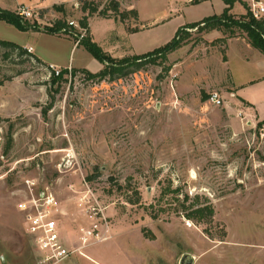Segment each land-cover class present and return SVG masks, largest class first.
<instances>
[{"label": "rangeland", "instance_id": "1", "mask_svg": "<svg viewBox=\"0 0 264 264\" xmlns=\"http://www.w3.org/2000/svg\"><path fill=\"white\" fill-rule=\"evenodd\" d=\"M59 1L40 8L32 6L40 0H21L31 13L22 17L40 28L72 21L69 35L0 19V39L31 45L47 64L16 51L4 57L0 46V264H43L17 208L29 183L35 197L52 195L42 209L58 219L70 251L81 244L80 227L93 218L109 224L106 240L82 241L59 264H180L184 253L197 256L192 264H244V256L264 254V83L232 86L262 75L255 57L263 53L247 49L237 26L221 27L216 39L189 28L187 42L165 59L123 77L89 78L84 71L102 64L76 44L83 17L88 38L121 58L166 44L216 2L117 0L120 11L137 10L134 17L99 14L107 0H86L98 6L89 15L83 0ZM234 4V18L248 11L247 0ZM49 63L68 72L53 79ZM211 92L220 105L208 100ZM244 95L263 118L247 116ZM203 205L214 210L210 223L186 218ZM204 228L225 236L211 239Z\"/></svg>", "mask_w": 264, "mask_h": 264}, {"label": "trees", "instance_id": "2", "mask_svg": "<svg viewBox=\"0 0 264 264\" xmlns=\"http://www.w3.org/2000/svg\"><path fill=\"white\" fill-rule=\"evenodd\" d=\"M108 4L104 5L102 9L98 11L99 14L106 16L109 10L114 13H119L120 15L132 14L134 17H137V10H119V5L117 0H107ZM226 4V7L223 11L218 15H211L202 18L199 22H190L183 25L181 28L176 30L174 37L168 41L166 44L157 47L145 54H134L130 56H124L121 58H114L109 53L103 51V49L94 41L88 38L85 35L83 38L79 40L78 44L83 45L101 64L102 67L97 72L84 71L89 78H105V77H123L128 75L131 71H135L141 69L143 66L147 64L156 63L158 59H165L166 55L177 48L181 47L183 44L187 42L188 38V30L189 28H197L200 31L205 33L211 30H220L221 27L225 29L232 30L233 26H237L238 28L244 30L246 33L250 44L259 49L264 54V16L259 18H254L249 11L246 12L239 18H234L230 14V10L232 9L236 0H223ZM245 5V4H244ZM58 8V6H56ZM60 11L63 10L62 7L58 8ZM98 6L92 5L90 2L83 0L81 4V10L88 11V15L97 11ZM0 19L5 21L6 23L14 25L16 28L20 30H26L29 28L43 30L52 34H64L69 35L70 29L72 28L68 23H66L62 19H56L49 27L40 28L33 22H30L24 19L22 16L18 15L15 11L3 9L0 7ZM87 17H83L81 19L80 25L81 27H87ZM201 24V27L199 26ZM88 30V29H87ZM231 32V31H230ZM0 46L5 47L7 52H5L4 57H8L11 52L16 51L17 55H27L38 62L47 65L39 58L34 56L31 52L27 51V47L21 46L17 43L8 40L0 39ZM52 71V76L54 75V70L48 66ZM67 68L61 69L59 73L53 77V79L60 80L63 75L67 73ZM2 81L0 80V85ZM4 120V118L0 117V124ZM259 123H264V118ZM8 140L6 144L7 151L10 148L12 142L11 134H8ZM173 191H177L173 189ZM213 208L210 205L196 206L193 208L191 206L185 216L187 219L194 220L197 223H210L212 221L213 216ZM203 233H205L211 239L223 240L225 233L222 230V234L217 238L209 231V229L204 228Z\"/></svg>", "mask_w": 264, "mask_h": 264}, {"label": "built area", "instance_id": "3", "mask_svg": "<svg viewBox=\"0 0 264 264\" xmlns=\"http://www.w3.org/2000/svg\"><path fill=\"white\" fill-rule=\"evenodd\" d=\"M248 11L254 18L264 16V0H247ZM16 13L20 16H30V11L27 7L21 6L17 9ZM68 25H74L72 21L68 22ZM81 32L77 35V42L83 38L87 33V27H82ZM27 51L31 52L32 48L27 47ZM56 74L58 70L53 66H50ZM208 100L214 105H220L222 98L217 92H211L208 95ZM33 183L28 184V191L25 194L27 199L17 203V208L22 211L24 215L25 231L30 236L33 245L39 250L42 255L43 264H59L69 253L79 251L83 245H85L87 239L94 241H103L108 238L109 224L106 218H93L91 226L83 229L79 228L81 236L79 237L81 244L75 247L73 250H69L66 245H63L59 230L58 219L51 218L48 209H42L44 204H53V197L49 193L43 198L40 196L35 197L31 188ZM92 216H100L101 209L99 207L91 206L90 208Z\"/></svg>", "mask_w": 264, "mask_h": 264}, {"label": "crops", "instance_id": "4", "mask_svg": "<svg viewBox=\"0 0 264 264\" xmlns=\"http://www.w3.org/2000/svg\"><path fill=\"white\" fill-rule=\"evenodd\" d=\"M204 2H210V1H215L216 2V7L212 8L210 11H208V15L207 16H211V15H218L220 14L223 9L226 7V4L224 3L223 0H202ZM55 3H60L59 0H40V2H37L35 4H32V6H39L40 8H44V7H49L50 5H54ZM21 6H29V4H26L24 2H21V0H0V7L3 9H8V10H17L19 7ZM235 8V4L232 7V10ZM206 16V17H207ZM207 35V38L209 39H216L218 37H220L219 35V31L218 30H211L207 33H205ZM234 36V35H233ZM232 39L234 40V38L232 37ZM231 38H227V42L229 44V42L232 40ZM247 41V40H246ZM226 42V43H227ZM247 45H250L249 42H245ZM24 47H31L32 51L31 53H34V48L31 45H24ZM250 47H253L252 45L249 46V48L247 47V49H252ZM228 46L225 45V49H227ZM254 49V47H253ZM256 49V48H255ZM226 55V59L223 61L224 63L228 62V56ZM263 55V56H262ZM244 58L247 60V56L244 55ZM257 59V63L259 64V68L258 71L262 74L260 77H258V79H250L248 80V83L244 82V83H234L235 81H233V87L234 88H245L247 87V85H251L254 84L255 82H263L264 83V54H260V56H256L255 57ZM49 65H53L52 63H49ZM100 69V68H99ZM228 87V91L229 94L233 95L234 97L238 98L239 96L236 94V92L233 91V88ZM264 92V91H263ZM247 98V99H246ZM250 99H248V97H246V95H244V102H241L245 107L249 108L251 111L247 114V116H254L257 117L259 119L263 118L260 114H257V112H255L253 110V107L249 101ZM240 102V101H238ZM192 256V262L194 261V259L197 258L196 255H191ZM257 256V254H256ZM244 256V264H264V254H262L261 252L258 253V256Z\"/></svg>", "mask_w": 264, "mask_h": 264}, {"label": "water", "instance_id": "5", "mask_svg": "<svg viewBox=\"0 0 264 264\" xmlns=\"http://www.w3.org/2000/svg\"><path fill=\"white\" fill-rule=\"evenodd\" d=\"M192 256L189 255L188 253H184L182 256H181V259H180V264H192Z\"/></svg>", "mask_w": 264, "mask_h": 264}]
</instances>
